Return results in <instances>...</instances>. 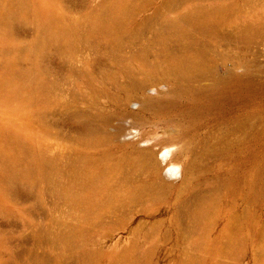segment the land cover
Here are the masks:
<instances>
[{
	"label": "rangeland",
	"instance_id": "rangeland-1",
	"mask_svg": "<svg viewBox=\"0 0 264 264\" xmlns=\"http://www.w3.org/2000/svg\"><path fill=\"white\" fill-rule=\"evenodd\" d=\"M0 264H264V0H0Z\"/></svg>",
	"mask_w": 264,
	"mask_h": 264
},
{
	"label": "bare ground",
	"instance_id": "bare-ground-1",
	"mask_svg": "<svg viewBox=\"0 0 264 264\" xmlns=\"http://www.w3.org/2000/svg\"><path fill=\"white\" fill-rule=\"evenodd\" d=\"M121 11H122V7L116 8L114 5H111L110 8L109 9L107 8L106 11L102 13V15L100 16L97 27L102 28L105 24L106 18L109 15L112 16V19L114 20L113 22L115 24L117 25L120 24L122 21L121 16H120ZM159 152H162L161 154L162 161L165 162L167 166H169L167 170V175L176 176L178 173L179 165H177L176 163H173L170 159H168L171 153L170 149L168 148L164 150V148H162L159 150Z\"/></svg>",
	"mask_w": 264,
	"mask_h": 264
}]
</instances>
